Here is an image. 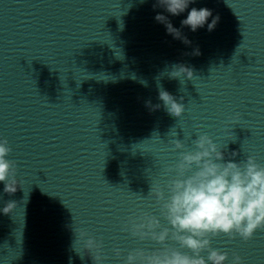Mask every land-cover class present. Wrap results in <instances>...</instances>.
<instances>
[{
    "label": "water",
    "instance_id": "1",
    "mask_svg": "<svg viewBox=\"0 0 264 264\" xmlns=\"http://www.w3.org/2000/svg\"><path fill=\"white\" fill-rule=\"evenodd\" d=\"M154 2L0 0V139L20 181L11 195L0 183V209L17 204L0 212V264H92L71 250L72 225L103 238L104 264L159 248L121 225L133 212L159 216L145 198L151 184L163 186L164 169L201 134L227 144L225 159L235 151L234 161L251 155L264 166V0H196L189 8L219 22L212 32L183 28L189 46L154 20L163 11ZM186 14L169 19L179 28ZM194 47L200 55H185ZM176 63L193 78L169 79ZM160 87L184 104L180 117L157 99ZM146 100L161 107L149 111ZM236 112L239 124L226 127ZM173 139L185 148L173 150ZM210 247L228 253L224 264L233 252L264 264V229L246 242L221 234Z\"/></svg>",
    "mask_w": 264,
    "mask_h": 264
},
{
    "label": "clouds",
    "instance_id": "2",
    "mask_svg": "<svg viewBox=\"0 0 264 264\" xmlns=\"http://www.w3.org/2000/svg\"><path fill=\"white\" fill-rule=\"evenodd\" d=\"M195 2L155 0L152 4L153 10H163L155 15L154 20L164 26L166 35L186 46L192 41L183 34V28L187 27L194 33L207 25L206 30L212 32L219 22V16H213L211 9L189 8ZM185 12L186 18L180 20V27H174L169 16H180ZM185 55L198 56L199 48L194 47L191 53ZM166 74L169 79L181 76L193 78L192 69L181 63L171 65ZM163 75L165 72L160 73V76ZM142 83L146 86V81ZM157 99L174 117H180L184 112V104L178 103L162 87L158 89ZM145 107L155 111L161 104L153 105L146 100ZM241 118L239 112L228 116L226 127L239 124ZM170 143L173 150L185 148L180 140L173 139ZM192 144V151H180L177 162L164 169V175L170 178L163 186L159 183L150 186L145 198L155 202L159 216L144 211L133 212L121 225V231L131 237L153 241L160 247L151 251L141 248L130 250L124 264H224L228 253L212 249L211 238L222 234L229 241L238 236L246 242L256 230L264 229V166L251 155L244 161H234L237 156L235 151L225 159L227 144L218 149L206 134L199 135L192 140ZM11 151L7 139H0V183H3V192L8 195L14 194L20 186V181L16 179V162L6 159ZM16 206V201H6L0 212L8 215ZM161 218L165 224H161ZM72 232L71 250L82 261L87 257L92 264H104L108 257L103 250V238L93 236L87 228L80 226L72 225ZM112 252L117 258L121 256L119 247H114ZM203 252L207 253L206 258L201 255ZM69 261L71 264V257ZM231 264H243L241 256L233 252Z\"/></svg>",
    "mask_w": 264,
    "mask_h": 264
}]
</instances>
